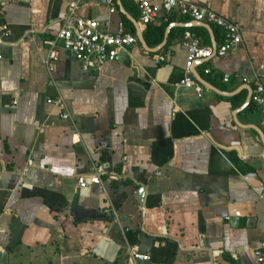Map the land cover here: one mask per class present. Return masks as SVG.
<instances>
[{
	"label": "crops",
	"instance_id": "0c3cea01",
	"mask_svg": "<svg viewBox=\"0 0 264 264\" xmlns=\"http://www.w3.org/2000/svg\"><path fill=\"white\" fill-rule=\"evenodd\" d=\"M70 1L0 0V264H144L131 250L156 264H264L253 253L264 243V113L250 96L264 85V0H188L242 34L226 56L193 62L200 94L179 83L185 35L213 47L221 28L174 10L151 23L165 25L149 45L133 0L76 11L100 33L122 24L136 36L114 60L85 70L62 49L47 66L44 40ZM57 96L70 117L46 102ZM93 173L100 182L79 188Z\"/></svg>",
	"mask_w": 264,
	"mask_h": 264
},
{
	"label": "built area",
	"instance_id": "2783aa9c",
	"mask_svg": "<svg viewBox=\"0 0 264 264\" xmlns=\"http://www.w3.org/2000/svg\"><path fill=\"white\" fill-rule=\"evenodd\" d=\"M107 5L109 12L115 11L114 0H88ZM139 10L140 21L144 24L152 23L165 14L177 11L179 14L189 16L195 21L214 24L223 31V40L215 48L199 43V40L187 33L183 45L186 51L185 75L179 81L181 85L193 87L199 94L201 85L193 77L191 72L192 64L200 58H210L212 56L223 57L234 50L236 45L241 42L242 34L240 26L213 11L212 9L199 5L188 0H133ZM83 0H72L68 3V10L64 16L58 30L53 38L44 40L47 52L44 62L47 66L58 60L62 49L72 52L75 60L80 62L83 69L94 68L97 64L114 60L119 51L136 43V36L125 30L122 24H118L113 33H100L97 31L98 21L94 18H84L77 15L76 11ZM1 35L9 33L6 24L0 25ZM1 56V55H0ZM163 60V56H158ZM206 72L209 69L206 68ZM226 79V77H224ZM247 82L246 78L242 79ZM251 101L257 105L264 113V85L256 83L251 93ZM46 102L61 110V117H70L69 108L61 96L47 98ZM174 111L176 108L173 109ZM97 173L81 175L77 178L79 188H84L91 183H99ZM254 255L259 261H264V243L261 248L253 250ZM131 256L135 261L144 264H156L151 260L147 253L131 250Z\"/></svg>",
	"mask_w": 264,
	"mask_h": 264
},
{
	"label": "trees",
	"instance_id": "16d2710c",
	"mask_svg": "<svg viewBox=\"0 0 264 264\" xmlns=\"http://www.w3.org/2000/svg\"><path fill=\"white\" fill-rule=\"evenodd\" d=\"M164 25L165 23L159 25H152L151 23H148L146 30V41L149 45H156L161 41Z\"/></svg>",
	"mask_w": 264,
	"mask_h": 264
},
{
	"label": "water",
	"instance_id": "95a60500",
	"mask_svg": "<svg viewBox=\"0 0 264 264\" xmlns=\"http://www.w3.org/2000/svg\"><path fill=\"white\" fill-rule=\"evenodd\" d=\"M198 25H201V26H204L205 28H207L208 30H209V32L212 34V28H211V26L209 25V24H207V23H203V22H198V21H195ZM184 26H189V24H187V23H184L183 24ZM138 38H139V40H140V42L144 45V47L145 48H148L147 46H146V44H145V41H144V38H143V36L140 34V35H138ZM215 46H216V44H214V46H213V48H215ZM201 59H203V58H201ZM191 72H192V69H191ZM192 74H193V76L195 77V79L197 80V82L198 83H200V84H204V85H207L206 84V82L198 75V74H194L193 72H192ZM251 96V95H250ZM249 96V97H250Z\"/></svg>",
	"mask_w": 264,
	"mask_h": 264
}]
</instances>
